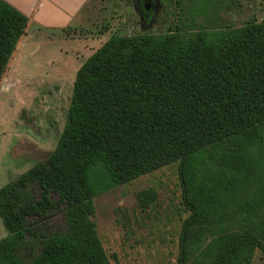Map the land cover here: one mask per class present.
<instances>
[{"label": "trees", "instance_id": "1", "mask_svg": "<svg viewBox=\"0 0 264 264\" xmlns=\"http://www.w3.org/2000/svg\"><path fill=\"white\" fill-rule=\"evenodd\" d=\"M225 4L190 0L180 27L110 36L80 65L54 149L0 187V264H109L92 199L174 162V264H264V21L224 24ZM26 23L0 0V78Z\"/></svg>", "mask_w": 264, "mask_h": 264}, {"label": "rangeland", "instance_id": "2", "mask_svg": "<svg viewBox=\"0 0 264 264\" xmlns=\"http://www.w3.org/2000/svg\"><path fill=\"white\" fill-rule=\"evenodd\" d=\"M137 1L86 0L67 26L26 25L0 78V187L54 149L74 75L97 48L110 36L180 27L190 2L150 0L155 8L144 21ZM217 15L233 27L258 23L264 21V0H226ZM146 189L155 199L141 211L136 196ZM180 195L174 162L94 197L90 219L109 264H174L180 225L188 215ZM251 264H262L258 250Z\"/></svg>", "mask_w": 264, "mask_h": 264}, {"label": "crops", "instance_id": "3", "mask_svg": "<svg viewBox=\"0 0 264 264\" xmlns=\"http://www.w3.org/2000/svg\"><path fill=\"white\" fill-rule=\"evenodd\" d=\"M31 22L44 28H61L74 21L86 0H4Z\"/></svg>", "mask_w": 264, "mask_h": 264}, {"label": "flooded vegetation", "instance_id": "4", "mask_svg": "<svg viewBox=\"0 0 264 264\" xmlns=\"http://www.w3.org/2000/svg\"><path fill=\"white\" fill-rule=\"evenodd\" d=\"M137 3L140 8V12L143 14L141 19L144 18L145 21L148 17L152 16L151 10H154L155 8V2H150V0H138Z\"/></svg>", "mask_w": 264, "mask_h": 264}]
</instances>
